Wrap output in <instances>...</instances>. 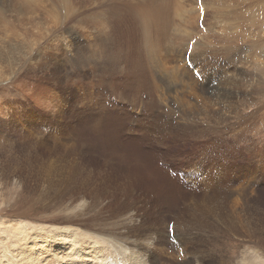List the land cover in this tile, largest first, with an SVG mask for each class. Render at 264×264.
<instances>
[{"label":"rangeland","instance_id":"rangeland-1","mask_svg":"<svg viewBox=\"0 0 264 264\" xmlns=\"http://www.w3.org/2000/svg\"><path fill=\"white\" fill-rule=\"evenodd\" d=\"M14 220L264 264V0H0L2 264Z\"/></svg>","mask_w":264,"mask_h":264},{"label":"bare ground","instance_id":"bare-ground-1","mask_svg":"<svg viewBox=\"0 0 264 264\" xmlns=\"http://www.w3.org/2000/svg\"><path fill=\"white\" fill-rule=\"evenodd\" d=\"M155 123H156V121L153 124H155ZM153 124H152V129L154 131V128H158V127H153ZM157 124H159L162 129L164 128V125H165V127H166V125H169V124L162 123L161 120L158 121ZM169 126H167L166 129L167 128L169 129ZM160 130L156 129L158 135H160L164 129L162 131H160ZM207 150L210 153V149H207ZM207 150L203 148L201 151H204L205 155H207V153H208ZM152 173H154V172H152ZM162 177H164V176H162ZM153 178L156 180L159 179V178L157 179V177H155V176H153ZM216 180H218V178ZM221 185H222V183H221ZM213 201H215L214 198H213ZM209 202H210V200H209ZM215 202H213V203H215ZM12 222H15V223H13L14 225H9L6 228H8V230H12V232L14 233V235L16 237V243L18 245H17L16 250H14V249L12 250L13 252L16 251L15 253H11L10 248L9 249L7 248L6 251L5 250L3 251L6 254V257L8 256L7 258L9 260V263L7 261V264H105L107 262L112 263L111 260H113L116 256V255L113 256V253L118 252L112 245H110L109 239H108L109 236L105 237L104 235H95V234L89 235L88 234L89 238H90L89 242L86 241L88 239H85V240L81 241L82 246L78 247L76 245L77 244L76 240L82 239V237L87 238V234H85L84 231H81L80 229H78L76 227L57 228L54 231L55 233L57 232V235L53 234L52 232L42 230L43 227H38L37 231L34 234H31V236H30L27 233H25V227L22 223H19L18 220H14ZM0 231H3V228L1 226H0ZM25 238H27V239L31 238V240L24 242ZM135 246H136V244H135ZM117 248H118V246H117ZM126 248H128V247H126ZM131 248L134 249L133 245L131 246ZM137 248H139V247H137ZM112 249H114V250H112ZM129 251H131V250L129 249ZM138 251H139V254H137V251H135V250H134V252L131 251V252H133V254H131L127 258L129 260L128 262H130L129 264H142V263L147 264V263L143 262V261H145L143 254L140 253V250H138ZM2 254L3 253L0 252V264H2L1 261H3L1 258L3 256ZM9 255L11 256V259H9ZM122 257H121V259H122ZM125 258H123V259H125ZM128 262H125V264H127Z\"/></svg>","mask_w":264,"mask_h":264}]
</instances>
